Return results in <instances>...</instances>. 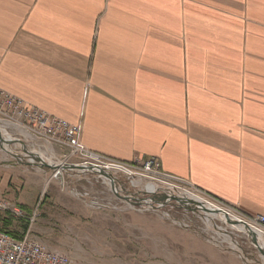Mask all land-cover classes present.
<instances>
[{
    "label": "crops",
    "instance_id": "obj_1",
    "mask_svg": "<svg viewBox=\"0 0 264 264\" xmlns=\"http://www.w3.org/2000/svg\"><path fill=\"white\" fill-rule=\"evenodd\" d=\"M0 89L79 126L94 153L156 158L264 216V0H0ZM19 169L0 163L18 206ZM184 236L119 254L93 239L75 264H245Z\"/></svg>",
    "mask_w": 264,
    "mask_h": 264
},
{
    "label": "rangeland",
    "instance_id": "obj_2",
    "mask_svg": "<svg viewBox=\"0 0 264 264\" xmlns=\"http://www.w3.org/2000/svg\"><path fill=\"white\" fill-rule=\"evenodd\" d=\"M0 136L13 141L3 143L9 153L0 144V163L14 162L20 167L15 173L23 188L20 205L28 206L25 215L35 213L26 232L30 230L36 241L66 254L74 262L93 239L104 241L107 245L103 248H109L112 254H119L121 250L138 253L145 249L147 241L154 244L156 238L183 234L184 237L225 240L228 253L243 256L245 264H258V252L248 244L247 235L220 219L218 213L188 212L173 200L158 210L150 208L154 205L127 204L116 196L110 182L99 173L65 168L78 165L77 160H65L68 148L44 141L37 134L34 136L1 113ZM24 150L38 155L47 164L64 168L52 170L31 163ZM112 175L117 193L134 196L136 203L163 202L165 199L166 194L162 191L147 193L144 179H127L121 173Z\"/></svg>",
    "mask_w": 264,
    "mask_h": 264
},
{
    "label": "built area",
    "instance_id": "obj_3",
    "mask_svg": "<svg viewBox=\"0 0 264 264\" xmlns=\"http://www.w3.org/2000/svg\"><path fill=\"white\" fill-rule=\"evenodd\" d=\"M0 113L6 115L9 119L17 121L34 136L37 134L44 141L68 148L69 152L65 156V160H77L80 167L93 168L96 170L93 172L96 173H98V170H102L111 176H113L112 173H121L127 179L138 177L146 180L145 190L147 193L162 191L166 194L163 202L146 203V206L154 205L153 208L150 207L151 209L155 208L158 210L164 207L172 197H176L184 202L190 201L206 209L217 211L215 213L221 215L223 220L226 221V218H228L235 222V224H231L233 228L238 229V226H243L242 230L248 237V244L258 252L256 262L264 264V216H246L238 208L224 203L194 185L163 173L156 158L125 163L94 153L86 149L81 143L79 126L70 124L65 120L50 115L44 110L28 105L20 98L1 89ZM115 192L117 193L116 189ZM133 197L129 196L128 198L136 203L134 201L136 198ZM126 203L129 204L128 202ZM0 212L8 213L14 220L25 219L30 226L34 220L33 216H35V213L30 216L25 215L23 209L1 197ZM236 219H238V222ZM178 223L181 225L180 222ZM252 234L255 244L252 242ZM205 240L218 248L227 249V246L224 245L225 240L213 241L211 238ZM260 250L263 254H261ZM240 257L243 259V256ZM0 264H75V262L66 254L51 250L36 241L32 237L30 230H28L19 239L0 232Z\"/></svg>",
    "mask_w": 264,
    "mask_h": 264
},
{
    "label": "water",
    "instance_id": "obj_4",
    "mask_svg": "<svg viewBox=\"0 0 264 264\" xmlns=\"http://www.w3.org/2000/svg\"><path fill=\"white\" fill-rule=\"evenodd\" d=\"M0 141H4L6 144H11L13 143L12 140H5V139H2L1 136H0ZM16 142V141H14ZM24 152L30 157L31 159V163H37L38 165H40L41 167H45V168H48V169H52V170H57L59 167L58 166H52L51 164H47L45 163L41 158L37 157L35 154H32L31 152H28L26 150H24ZM31 163H28V164H31ZM65 168H68L70 170H86V171H96L94 170L93 168H83V167H80L78 165H75V164H72V165H67ZM100 175L104 176L105 179H107L109 182H110V186H111V189H113V191L115 192V183H114V180L113 178L111 177V175L105 173L104 171L102 170H98L97 171ZM116 196L125 201V202H128L129 204H132V205H135V206H138V205H145L146 203H144L143 201H140L139 203H134L132 201L129 200L128 197H124V196H121L119 194H117L115 192ZM171 200L177 202L179 204V206H181L183 209H185L186 211L188 212H196V211H203L204 213H215V211L213 210H210V209H206L202 206H199L198 204L196 203H193V202H184L183 200H180L176 197H172ZM153 208V206H151ZM226 223H230V224H235V222L229 220L228 218H226ZM252 242L255 244V239L253 237V234H252ZM261 254H263V252L260 250Z\"/></svg>",
    "mask_w": 264,
    "mask_h": 264
},
{
    "label": "trees",
    "instance_id": "obj_5",
    "mask_svg": "<svg viewBox=\"0 0 264 264\" xmlns=\"http://www.w3.org/2000/svg\"><path fill=\"white\" fill-rule=\"evenodd\" d=\"M23 210H28L27 206H19ZM28 222L16 221L8 213L0 212V232L6 233L16 239L23 237L28 229Z\"/></svg>",
    "mask_w": 264,
    "mask_h": 264
},
{
    "label": "bare ground",
    "instance_id": "obj_6",
    "mask_svg": "<svg viewBox=\"0 0 264 264\" xmlns=\"http://www.w3.org/2000/svg\"><path fill=\"white\" fill-rule=\"evenodd\" d=\"M5 140H7V139H5ZM3 143L5 144L4 141H0V144H2V146H1L2 149H3L4 151H6V152L9 153V149L6 148L5 145H3ZM36 156H38V155H36ZM38 157H39V156H38ZM42 160H43V159H42ZM61 166H62V165H61ZM61 166H60V167L58 166V167H59L58 170H62V169L64 168V167H61ZM81 171H83V170H81ZM84 171H85V170H84ZM101 176H102V175H101ZM103 178H105V177L103 176ZM149 189H151V188L149 187ZM215 212H217V211H215ZM219 216H220V219H221L222 216H221V215H219ZM222 218H223V217H222ZM236 220H237V222H238V219H236ZM238 229H239V230H242V229H243V226H238Z\"/></svg>",
    "mask_w": 264,
    "mask_h": 264
}]
</instances>
